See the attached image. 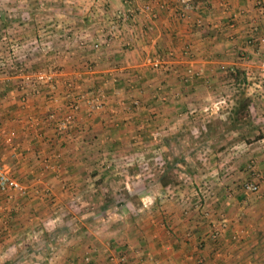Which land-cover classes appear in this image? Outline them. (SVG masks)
<instances>
[{"label":"crops","instance_id":"obj_1","mask_svg":"<svg viewBox=\"0 0 264 264\" xmlns=\"http://www.w3.org/2000/svg\"><path fill=\"white\" fill-rule=\"evenodd\" d=\"M180 1L0 0V264H264V0Z\"/></svg>","mask_w":264,"mask_h":264},{"label":"built area","instance_id":"obj_2","mask_svg":"<svg viewBox=\"0 0 264 264\" xmlns=\"http://www.w3.org/2000/svg\"><path fill=\"white\" fill-rule=\"evenodd\" d=\"M196 0H181V12H180V16H184L185 13L191 9H195L198 7V4L195 3ZM148 6H145V8H147ZM126 18H123L121 15L117 14L114 17V23H121V24H126ZM12 47V46H11ZM10 47V48H11ZM93 47L98 48V43H94ZM1 61V60H0ZM149 65L151 68H158L160 66V61L157 57L155 58H150L148 59ZM53 76H54V71H46L44 69L42 70H38V71H34L31 72L29 74L26 75V77H24V83L25 82H29L30 79H42L44 80V82L46 83H50L51 81H53ZM82 96H78V99H76L75 101H73L70 105L71 109H76L78 107L77 105V101L81 98ZM93 100H90L89 103L91 104V106L94 105ZM69 121V117L68 116H64L62 117V119L60 120V128H65V125L67 124V122ZM241 186L244 190L246 191H250V192H254L257 190L258 186L255 182H242ZM0 189L1 190H16L19 193H24L25 192V187L14 177H12L9 174V171L7 168L0 166ZM118 260L122 261L124 260V255L119 254L118 255Z\"/></svg>","mask_w":264,"mask_h":264},{"label":"rangeland","instance_id":"obj_3","mask_svg":"<svg viewBox=\"0 0 264 264\" xmlns=\"http://www.w3.org/2000/svg\"><path fill=\"white\" fill-rule=\"evenodd\" d=\"M69 1V0H67ZM203 140H205V137L202 138ZM186 143H184V145L181 146V144L178 141H171V148H172V152L171 154L173 155H180L181 152H183V155H185V160L187 161V164H191V166L195 167L194 173L192 174L190 168H188V170H186V172L184 174H177L175 175V177H173V181L174 183H184L186 184L187 182H200L201 179H199V174H202L205 171H208V169L206 170V167H209L212 163V160L214 159L212 156V152H211V146H212V142H204L203 144H206L205 146V155L206 153L208 154L207 157H203L201 156V153H197L196 155L190 150L191 145H193L194 143H191L189 140L185 141ZM186 148L187 151H183ZM189 149V150H188ZM204 158V159H203ZM171 159V158H170ZM174 160H177L176 157H174L173 162H171V160H168V164L167 166H175L176 162H174ZM147 161V162H146ZM144 162H141L140 164V168H143L145 170H147L148 166H149V162L148 160H146ZM177 166V165H176ZM146 175V174H145ZM196 175L198 177H196ZM150 181L152 176L149 177ZM147 180V178L144 179L145 184L147 185V183H149ZM198 182V183H199ZM194 185V184H193ZM198 186H200V184H198Z\"/></svg>","mask_w":264,"mask_h":264},{"label":"trees","instance_id":"obj_4","mask_svg":"<svg viewBox=\"0 0 264 264\" xmlns=\"http://www.w3.org/2000/svg\"><path fill=\"white\" fill-rule=\"evenodd\" d=\"M230 74L232 75L233 79H235V78H236V74H237V72H236L235 70H233ZM61 130H62V129H61ZM64 132H65V131H64ZM59 133H62V131H59ZM176 162H179V163L185 164V162H184L183 159H182V160L177 159ZM175 164H176V163H175ZM166 165H167V164H166ZM173 176H174L173 173L169 172V170H168V166H167V171L164 172V173H161V174H160V176H159L158 179H157V182H158L161 186H164V185H166V184H170V183L174 182V181H173ZM124 197H129V194L124 193ZM129 198H130V197H129ZM107 209H110V208H107ZM44 236H46V235L44 234Z\"/></svg>","mask_w":264,"mask_h":264}]
</instances>
